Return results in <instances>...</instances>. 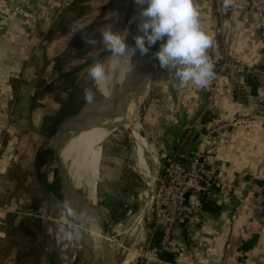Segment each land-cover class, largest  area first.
Masks as SVG:
<instances>
[{"label": "crops", "instance_id": "crops-1", "mask_svg": "<svg viewBox=\"0 0 264 264\" xmlns=\"http://www.w3.org/2000/svg\"><path fill=\"white\" fill-rule=\"evenodd\" d=\"M65 3L66 0H0V172L9 170L21 139L33 134L46 138L42 118L47 107L43 106V98L41 103H33V77L55 43L48 34L58 33V18ZM194 4L201 27L212 37L207 54L214 64L216 79L205 88L189 85L179 89L178 81L164 70L165 75L143 107L150 143L142 135L138 118L129 123L138 124L136 142L146 147L151 157L147 161L139 148L133 157L141 172L152 174V155L163 169L177 157L189 160L200 151L215 176L216 187L210 192L215 210H201L174 226L170 251L176 264H264V124L251 118L245 124L209 133L220 123L253 114L255 97L264 90L261 77H254L258 83L252 91L246 75L233 80L219 72L225 60L248 68L258 64L262 47L257 20L250 0H234L235 8L227 11L222 0H194ZM134 65L135 61H131L117 82L123 85L125 105L126 86L135 85L127 104L131 108L144 88L138 78L130 80ZM109 87L102 98L108 95ZM129 112L135 114V109ZM203 128L206 131L202 134ZM196 133L200 135L193 140ZM253 235L257 236L255 244L243 250L242 242Z\"/></svg>", "mask_w": 264, "mask_h": 264}, {"label": "rangeland", "instance_id": "rangeland-1", "mask_svg": "<svg viewBox=\"0 0 264 264\" xmlns=\"http://www.w3.org/2000/svg\"><path fill=\"white\" fill-rule=\"evenodd\" d=\"M133 7L134 0H66L61 8L59 18L75 14L80 23L59 28L61 33H69L68 29H75L76 33L70 41L65 39L66 36H60L58 39L55 37V43L47 56L43 57V65L37 67L34 72L33 103H41L37 98L43 97L45 100L43 106L47 109L42 118L44 129L48 122H53L49 130L48 127L44 130L46 138H43V135L38 138L33 134L31 138L21 139L17 156L14 162L9 164V170L0 172V264H85L79 241L87 256L88 252L75 222L73 230L79 233V239L66 241L58 233L61 200L53 183L48 180L50 171L54 170L50 144L53 132L59 124L85 104L84 89H93L94 81L89 77L87 69L96 60L104 63L110 54L100 43V32L111 26L114 32L123 34L132 17ZM51 35L48 34L50 40L53 39ZM83 37H93L98 44L95 47L87 45ZM72 45L76 46L79 52L77 57L73 56L75 65L73 62L70 66L67 65L69 68L59 74L55 73V63L58 65L63 58H72L70 51L68 52ZM164 70L162 69L160 79L165 75ZM108 87L95 94V103L88 105V110H97L91 116L83 117L81 122L83 129L86 126L95 129L97 135L102 134L98 127L103 116L100 117L98 111L105 109L102 95ZM152 92L147 95L137 117L143 127L142 135L149 143L143 123V107ZM128 95L126 105L129 104L132 93L129 92ZM131 115L133 114L126 117V125H120L104 140L100 166L86 167L85 162L74 156L76 152L69 154L67 149L70 136L61 150L62 158L56 172L54 170L56 187L59 186V181L63 186V180L68 173L77 178L78 185L88 181L81 189L82 205L88 211L89 225L97 232H103L114 246L113 250H108L111 264H119L131 244L136 243L137 246V243L142 241L141 247L138 248L140 255L147 246L158 240L154 236L153 224L147 233L143 232L147 220V208L144 203L149 201L155 185L154 180L161 175L162 168L159 164L156 174H148L141 172L138 167V161L133 157L134 150L139 148L147 161L151 154L146 147L143 148L142 144L136 142L139 127L138 124H129L135 121H130ZM95 137L96 134L94 138L91 137V143L92 139L96 140ZM33 160H36L39 166H33ZM113 170L111 174L110 171ZM93 202L96 203L97 212L90 210L92 207L95 209ZM12 211L16 214L12 219H8ZM139 255L135 262L140 260Z\"/></svg>", "mask_w": 264, "mask_h": 264}, {"label": "clouds", "instance_id": "clouds-1", "mask_svg": "<svg viewBox=\"0 0 264 264\" xmlns=\"http://www.w3.org/2000/svg\"><path fill=\"white\" fill-rule=\"evenodd\" d=\"M140 6L138 13V31L142 35L133 37L134 46L126 43L127 32H114L111 26L101 32L103 47L120 61L132 59L139 53L148 55L150 48L161 42L160 48L153 54L162 69L169 71L178 81L177 87L183 89L194 85L207 87L214 79V64L207 54L212 46V37L200 24V13L194 0H134ZM147 5L146 7H144ZM225 11L235 8L234 0H222ZM133 19V22H135ZM76 33L70 29L65 39L71 40ZM87 45L95 47L98 41L93 37L84 38ZM89 77L98 85L110 79V74L103 62L96 60L87 69ZM83 99L87 105L95 103L96 95L92 88H85ZM61 206L58 233L66 241L79 237L73 230V222L85 223V217L73 206L70 199L59 202Z\"/></svg>", "mask_w": 264, "mask_h": 264}, {"label": "built area", "instance_id": "built-area-1", "mask_svg": "<svg viewBox=\"0 0 264 264\" xmlns=\"http://www.w3.org/2000/svg\"><path fill=\"white\" fill-rule=\"evenodd\" d=\"M251 10L257 20L258 35L261 42V57L256 66L248 68L240 62L225 60L219 66V72L235 80L241 75L261 77L264 81V0H250ZM251 118H258L264 124V90L255 97L253 114L234 120L232 123H220L209 133L220 128L245 124ZM215 182L212 170L202 152L197 151L189 160H172L163 166L161 175L155 180L152 195L151 214L154 227L161 229L158 244L149 245L139 255L136 264H176L162 256L169 249L174 226L186 216L196 213L198 203L194 197L206 192ZM148 218V207H147Z\"/></svg>", "mask_w": 264, "mask_h": 264}, {"label": "bare ground", "instance_id": "bare-ground-1", "mask_svg": "<svg viewBox=\"0 0 264 264\" xmlns=\"http://www.w3.org/2000/svg\"><path fill=\"white\" fill-rule=\"evenodd\" d=\"M146 6L147 5H145L144 7H146ZM139 10H140V6L136 5L134 2L133 12H132L133 14H132V17L130 19L129 25L125 31L128 34L127 38H126V43L129 46H134L133 37H135L137 35H142V33H140L138 31V28H137V24L139 23V17H138ZM134 18H136L135 22H133ZM131 61H135L137 67H139V72L137 75L138 83L139 84L141 83L145 86V83H146L147 78H148L150 64H149L148 56L147 55L141 56L139 53H137L136 56H134L132 59L130 58L129 60H126V61H120L117 57L113 56L110 53L104 61V65L110 74V79L107 81H104V82H100L98 85L96 84V82H94V84H93V91L95 92V94L103 91L105 87L112 84L108 89V96H106L105 98L111 99L112 102L116 101V103H117L116 107H118V109H116L115 111L120 110V109L128 106V105H125L124 100H123V98H124L123 97L124 96L123 85L120 83H117V82H118L119 76L122 75V73L125 71V69L131 63ZM134 87H135V85H132L131 87L126 86V90H127L126 100L129 96L128 95L129 92L131 93L132 88H134ZM122 89H123V91H122ZM106 107L107 106H105V108ZM84 110H88V105L86 103L84 105ZM131 110H132V108H129V111H131ZM115 111H113V112H115ZM110 115L102 117L101 121L103 122V124H105L107 122L106 120H108ZM116 120H117L116 122L121 120V122H124V124L126 125V121H125L126 118L125 119L117 118ZM81 122H80V127H81L82 131L71 135V140L69 142L68 149H67L68 153L71 154L72 152H76L74 156L77 159H80L83 162H85L87 164L86 167H88V165L89 166L90 165L100 166V158H101V154H102L103 143H104V140L106 139V137L109 135V131L106 128H104L103 126L99 125L98 129L102 130V134L97 135V133H95V129H91L87 126L83 129ZM64 132H65V130H64ZM95 134H96V137H95L96 140L92 139V143H91L90 139H91V137L94 138ZM151 162H152V172H154L152 174H156L159 164H158L157 158H154L153 155H152V161ZM87 170H86V172H87ZM86 178H88V176ZM78 183L79 182H77V178L76 177L73 178V176H71L68 173V175L63 180V187H65L67 190H69V192L74 196V198L81 203V192H82L81 189L88 184V181L81 182V185L80 184L78 185ZM147 204H148V201H146L144 203L146 208H147ZM93 205L95 206V209L91 206L92 208L90 210H92L93 212H97L96 203L93 202ZM87 231L94 238V250H95V252H101V250L104 247V242H105V244H106L105 246L107 247L108 250L114 249V246L108 241V239L103 234V232L102 233L97 232L92 226L89 225V223H88ZM83 241H84V244L86 246V250L88 252V257H90V251H89V248L86 244V241L84 240V237H83ZM126 243H128V242H126ZM135 244H131L128 247L124 257L122 256L123 258H122L121 262H119V264H134V262L136 261L138 255H139L138 248L136 247ZM122 252H124V251H122Z\"/></svg>", "mask_w": 264, "mask_h": 264}, {"label": "water", "instance_id": "water-1", "mask_svg": "<svg viewBox=\"0 0 264 264\" xmlns=\"http://www.w3.org/2000/svg\"><path fill=\"white\" fill-rule=\"evenodd\" d=\"M160 44L161 42L158 41L156 45L152 46L147 55L149 64H150L148 78H147L144 88L138 94L136 100L131 104L132 109H135V114L131 115L132 117H130V121H133L135 118L138 117V112H139L140 107L144 105L147 95L150 92H152L153 89H155L160 79L162 68L159 66V62L153 59V54L159 50ZM138 70L139 69L137 68L136 65H134V68L130 69L129 76H130L131 82L134 78H137ZM102 101H103V104H105L104 106H107V107L105 109L103 108V110L102 109L99 110L98 115L100 117L102 116L105 117V116L110 115L111 113L112 114L110 115L108 120H106L107 122L105 124L101 122L99 125L106 128L110 134L112 131L116 130L120 125H125L124 122H121V120L116 122L117 121L116 119L117 118L125 119L126 116L128 117V111H129V108L131 107L129 105V106H126L125 108L115 111L116 109H118V107H116V104H117L116 101L112 102V100L109 98H102ZM84 105L79 109V111H77L76 113H74L73 115L65 119L60 124V126L57 128V130L52 136V140L50 144V152H51V162L53 164L55 172L62 158L61 150L65 142L67 141V139L71 135L82 131L80 127V122L82 121L83 117L88 116V115L91 116L93 112L97 110V109L84 110ZM54 170L50 171V174L48 175V180L49 182L53 183L54 189L56 188V192L58 193L61 202L65 200L66 198L70 199L72 201L73 206L85 217V223L83 224L75 223L77 229L84 237V240L86 241V244L89 248L90 255H91L90 257L86 255L85 250L79 241L80 249H81L85 264H111L110 258L108 256V249L105 246L106 245L105 242H104V247L101 250V252H95L94 250V238L87 231L90 218L87 213V210L85 209V206H83L78 200H76L74 196L69 192V190H67L65 187L62 186L60 181H59V186L56 187V183L54 184ZM151 203H152V195L150 196L148 204H147L148 218L143 226L144 233H147L150 225H152ZM15 214L16 212L14 211L10 212L8 219H12L15 216ZM137 244L138 245L136 247L140 248L142 243L138 242Z\"/></svg>", "mask_w": 264, "mask_h": 264}, {"label": "trees", "instance_id": "trees-1", "mask_svg": "<svg viewBox=\"0 0 264 264\" xmlns=\"http://www.w3.org/2000/svg\"><path fill=\"white\" fill-rule=\"evenodd\" d=\"M90 2H92V1H90ZM89 3V2H88ZM92 4V3H91ZM82 18V17H81ZM61 19V20H60ZM79 21V17L78 18H76L75 17V14H73V15H69V16H64V17H60L59 18V20H58V27H57V31H58V33H56V34H52L51 35V37L54 39L55 37H57V38H59L60 36H67L68 35V33H65L64 31H63V33H61V32H59V28H64V27H71V25H76V24H78V23H80V22H78ZM79 29V28H78ZM67 31H70L69 29L67 30ZM52 40V39H51ZM76 46H74V45H72V48H70L69 50H68V52L70 51V53L69 54H71L72 55V58L71 59H66V58H63L62 59V61L57 65V63H55V73H57V74H59V72L60 71H63V70H65V69H67V68H69V66L71 65V63H73L74 62V65H75V60L73 59V56L74 57H77V54L79 53L77 50H76V48H75ZM68 62V64H66ZM67 65H69V66H67ZM73 65V66H74ZM72 66V67H73ZM245 79H246V82L248 83V84H250V85H252V91H254V87L256 88L257 87V79L256 78H254V77H251L250 75H248V74H246V76H245ZM43 98V97H42ZM41 98V99H42ZM40 98H37V101L39 102L40 100H41ZM73 115V114H72ZM203 121H205L206 120V118L204 117V119H202ZM202 121V122H203ZM63 122V121H62ZM52 123L53 122H48L46 125H45V129L48 127V129L47 130H49L50 128H51V125H52ZM206 131V129L205 128H203V132H202V134L204 133ZM54 133V132H53ZM199 133H196V134H194L193 136H192V138H193V140H195L199 135H198ZM186 138H187V140H188V135L186 136ZM39 153H37V155H38ZM35 159V158H34ZM176 160H179V161H181V162H184V161H187V160H183V159H181V158H179V157H177L176 158ZM33 166H39V164L36 162V160H33V164H32ZM23 172H24V170H23ZM216 187V179H215V182L213 183V184H211L210 185V187H209V189L206 191V192H204V193H202V194H200V195H198V196H196V197H194V200H196L197 201V203H198V208H197V211H196V213L195 214H193L192 216H186L185 218H183L181 221H179L177 224H179V223H181V222H185V221H187L188 220V218H192V217H194L199 211H201V210H203V211H214L215 210V203L210 199V192L214 189ZM215 204V205H214ZM176 224V225H177ZM152 229H154L153 230V232H154V236H155V239H158V240H156L155 241V243H153V245H156V244H158V241H159V238H160V236H161V229L159 228V227H152ZM173 232H174V228H173V230H172V238H173ZM172 238H171V240H172ZM256 238H257V236L256 235H253L252 237H250L249 239H247V240H245V241H243L242 242V246H241V248L243 249V250H247V249H249V248H251L254 244H255V242H256ZM170 245H171V241H170V244H169V249L168 250H166V251H163L162 252V256L164 257V258H166V259H168V260H171V261H174L173 259V255H172V253H171V251H170Z\"/></svg>", "mask_w": 264, "mask_h": 264}]
</instances>
